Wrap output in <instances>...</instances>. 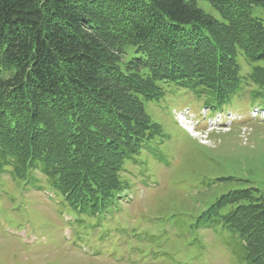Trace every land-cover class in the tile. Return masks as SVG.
<instances>
[{
  "label": "trees",
  "instance_id": "1",
  "mask_svg": "<svg viewBox=\"0 0 264 264\" xmlns=\"http://www.w3.org/2000/svg\"><path fill=\"white\" fill-rule=\"evenodd\" d=\"M205 1L222 20L197 0H0V175L39 182L40 172L75 211L105 219L129 190L127 162L162 136L145 108L160 83L212 110L252 85L250 101L264 103V68L247 79L237 60L264 62L251 11L264 0ZM205 215L244 240L249 264H264V200L253 190Z\"/></svg>",
  "mask_w": 264,
  "mask_h": 264
},
{
  "label": "rangeland",
  "instance_id": "2",
  "mask_svg": "<svg viewBox=\"0 0 264 264\" xmlns=\"http://www.w3.org/2000/svg\"><path fill=\"white\" fill-rule=\"evenodd\" d=\"M251 11L264 25V9ZM237 60L247 79L264 68L243 54ZM159 86L161 97L145 108L162 136L127 162L129 190L107 218L75 211L40 172L39 182L0 175V264H249L238 234L223 221L203 222L231 192L251 189L264 200V103L249 97L256 87L212 110L190 89Z\"/></svg>",
  "mask_w": 264,
  "mask_h": 264
}]
</instances>
